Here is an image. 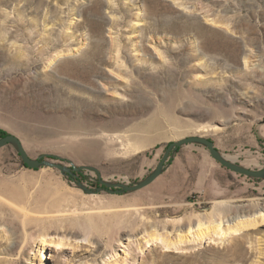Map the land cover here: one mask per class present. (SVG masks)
<instances>
[{"label": "rangeland", "instance_id": "obj_1", "mask_svg": "<svg viewBox=\"0 0 264 264\" xmlns=\"http://www.w3.org/2000/svg\"><path fill=\"white\" fill-rule=\"evenodd\" d=\"M0 131L32 159L95 169L26 168L1 148L0 183L66 212L44 237L3 205L0 264H264V178L200 144L147 187L95 191L137 184L189 136L264 169V0H0ZM210 220L223 234L199 238Z\"/></svg>", "mask_w": 264, "mask_h": 264}, {"label": "water", "instance_id": "obj_2", "mask_svg": "<svg viewBox=\"0 0 264 264\" xmlns=\"http://www.w3.org/2000/svg\"><path fill=\"white\" fill-rule=\"evenodd\" d=\"M12 144L15 146L17 150V154L22 160L23 165L26 168H31V169H37L41 166H46V167H51L54 169L59 170L63 174L71 175L73 176L75 173L80 172L81 170L88 168L91 170H95L94 168L91 167H76V166H71V168L61 164V163H56L52 160H49L50 157L49 155H43L40 156L36 159L30 158L25 150L23 149V146L20 142V140L11 134H7L6 136L0 138V149ZM186 144H200L204 146L212 159L216 161L218 164H220L222 167L226 168L227 170H230L238 175H242L245 177L249 178H257V179H262L264 178V169H258V170H253L249 168L242 167L234 162H231L227 160L215 147L214 143L202 136H189L185 138H181L177 141L171 142L167 145L162 157L158 161L155 169L151 172L150 175H148L145 179L142 181L138 182L137 184L133 185H128L124 183L120 184H107L99 180V184L101 187H96L95 191H101V190H106L110 193H126V192H134L137 190H140L144 187H147L151 183H153L162 173L163 168L165 166V163L168 161L169 156L172 151H177L178 148H180L182 145ZM55 157V156H54ZM79 187H81L84 191L91 193L92 190L88 189L87 187L82 186L80 183H77Z\"/></svg>", "mask_w": 264, "mask_h": 264}, {"label": "bare ground", "instance_id": "obj_3", "mask_svg": "<svg viewBox=\"0 0 264 264\" xmlns=\"http://www.w3.org/2000/svg\"><path fill=\"white\" fill-rule=\"evenodd\" d=\"M213 129L215 128L213 127ZM15 194L16 195H14L13 185H10V183L5 181H2L0 183V209L3 210L2 207L8 205L11 208L10 211H12V214L15 213L14 215L18 216L21 219V223L24 229L29 224L33 227L34 226L38 227L37 225L43 224L42 226L46 230L44 237H47L49 236L48 231L51 228L58 227L57 225L61 221L63 214L66 212V210H63L61 208V206L59 207L58 205L49 204L47 202L48 200L46 199L40 200L37 198H33L32 200L26 201L25 197H20L19 190H16ZM39 202L40 205H38ZM17 203L19 204L21 203L23 205H17ZM25 204H28V206ZM222 222L223 221L215 222L213 220H210L208 223L199 222L197 224V229H196L198 231L197 236L201 238L203 236H209V233H214L215 235L223 234L220 225ZM244 222L245 221L243 220L241 223L243 224ZM56 230L58 231L52 230V233L55 232L54 234H57L59 236V233L61 231L59 230V228H56ZM191 232H192L191 230L190 231L188 230V235H190ZM61 236L60 238L63 240L65 235H61ZM153 238H154L153 235H150L148 242L153 241L154 240ZM62 240L55 243L63 247L66 243L62 242ZM44 242H51V241L45 240Z\"/></svg>", "mask_w": 264, "mask_h": 264}, {"label": "trees", "instance_id": "obj_4", "mask_svg": "<svg viewBox=\"0 0 264 264\" xmlns=\"http://www.w3.org/2000/svg\"><path fill=\"white\" fill-rule=\"evenodd\" d=\"M6 135H7L6 133L0 131V138L4 137V136H6ZM178 149H179V148H178ZM178 149H177V150H178ZM50 158H53V157H50ZM80 174H81V173H75L72 177H73V178H76V177H77V178H81V175H80ZM77 182L80 183L79 180H77Z\"/></svg>", "mask_w": 264, "mask_h": 264}]
</instances>
